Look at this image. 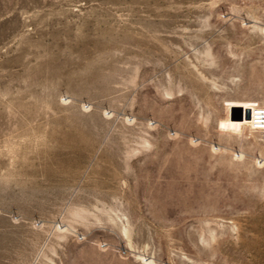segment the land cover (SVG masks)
Returning <instances> with one entry per match:
<instances>
[{
    "label": "rangeland",
    "instance_id": "1",
    "mask_svg": "<svg viewBox=\"0 0 264 264\" xmlns=\"http://www.w3.org/2000/svg\"><path fill=\"white\" fill-rule=\"evenodd\" d=\"M264 0H0V264H264Z\"/></svg>",
    "mask_w": 264,
    "mask_h": 264
},
{
    "label": "bare ground",
    "instance_id": "2",
    "mask_svg": "<svg viewBox=\"0 0 264 264\" xmlns=\"http://www.w3.org/2000/svg\"><path fill=\"white\" fill-rule=\"evenodd\" d=\"M261 118H264V108H262V109L260 110V114L257 115L256 119H254L255 125H257V126H262V127L264 128V125L261 124V123H262Z\"/></svg>",
    "mask_w": 264,
    "mask_h": 264
},
{
    "label": "built area",
    "instance_id": "3",
    "mask_svg": "<svg viewBox=\"0 0 264 264\" xmlns=\"http://www.w3.org/2000/svg\"><path fill=\"white\" fill-rule=\"evenodd\" d=\"M261 120H262V123H261V124H263V125H264V118H261Z\"/></svg>",
    "mask_w": 264,
    "mask_h": 264
}]
</instances>
